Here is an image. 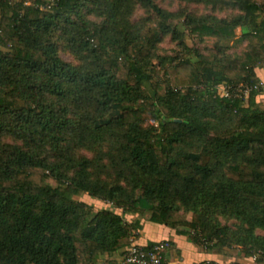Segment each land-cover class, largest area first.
I'll return each instance as SVG.
<instances>
[{
	"label": "trees",
	"instance_id": "16d2710c",
	"mask_svg": "<svg viewBox=\"0 0 264 264\" xmlns=\"http://www.w3.org/2000/svg\"><path fill=\"white\" fill-rule=\"evenodd\" d=\"M155 1L0 0V264H126L141 205L206 252L264 263V104L244 93L261 82L264 1L181 0L229 17ZM58 27L76 64L50 41ZM165 37L175 56L157 54Z\"/></svg>",
	"mask_w": 264,
	"mask_h": 264
},
{
	"label": "rangeland",
	"instance_id": "374dc122",
	"mask_svg": "<svg viewBox=\"0 0 264 264\" xmlns=\"http://www.w3.org/2000/svg\"><path fill=\"white\" fill-rule=\"evenodd\" d=\"M256 1H264V0H256ZM157 3L158 6L167 9L169 11H182L183 13H190L192 15H214L216 17H229L231 15H234V12H231V10H216V9H212L210 6H206L203 4H190V3H186L184 1L181 0H156L155 1ZM88 8H84L82 13H84L83 17L87 18V19H95L93 15H91L89 12H87ZM148 15H150V12L146 11L145 9L141 8L138 4L135 6V10L133 12V20L135 21H142L143 19L147 18ZM99 19V18H98ZM184 31V30H183ZM236 32V36L234 39L225 42L227 44V53H229L232 56H236L238 54H240L242 51H244L245 49V45L246 42L242 41V40H237V37H240V31L239 29L235 30ZM184 33H186V31H184ZM61 30L58 27V29L54 30L53 33L51 34L50 37V41L52 43H54L57 48H58V53L60 55V57L71 64H76L77 61L74 58V56L68 51V49L66 48V44L63 40V37H61ZM185 41L189 46L195 47L197 49H199L201 52H204L205 54L207 53H213L215 50L214 47V42L215 40L212 38H204V39H199L197 36L195 35H191L186 33L185 34ZM179 51L176 42L170 40V37H165L162 42L160 44H158V49H157V54L160 55H165V56H175V54ZM153 62L155 63L156 61L153 60ZM262 64H264V60L262 61ZM162 75V73L160 74ZM148 89L149 93H152L151 91V86L147 85L146 86ZM221 92L225 91L223 87H221ZM262 104H264L263 102H261ZM145 125H155V123H153V121L151 119H149L148 121H146ZM84 155L90 157L91 153L90 152H86L84 151L83 153ZM51 186H56V182L52 179H49L47 181ZM77 199L79 200H83L88 202L89 204H91L93 206V209H101L105 206V203H103L100 200L97 199H92L89 196H87L86 194H82L81 196L77 197ZM150 206L145 205V206H140V208L142 209L144 215H143V219L148 217L150 214V210H155L156 207L155 206H151V209H149ZM187 218L190 219L191 218V214L189 213L187 215ZM222 221V223H224V219H220ZM256 233L258 235H263L264 236V231L263 230H256ZM227 254H225L224 258L225 260H230L229 263H232L231 261H233L234 258L239 257L240 255H237L238 253V249L237 248H233V249H227ZM257 264H264V263H257Z\"/></svg>",
	"mask_w": 264,
	"mask_h": 264
},
{
	"label": "crops",
	"instance_id": "0c3cea01",
	"mask_svg": "<svg viewBox=\"0 0 264 264\" xmlns=\"http://www.w3.org/2000/svg\"><path fill=\"white\" fill-rule=\"evenodd\" d=\"M255 74L261 82H264V64L255 68ZM257 101L264 103V95L259 96ZM141 226L142 228L138 231V237L134 239V244L144 246L149 241L158 242L162 240H168L171 243L170 248L166 252L164 264H197L204 261H213L216 264H230V260H225L224 254L204 251L201 247L189 241L187 236L178 234L175 229L146 219H141ZM233 261L239 264H253L250 258H244L243 256L234 258Z\"/></svg>",
	"mask_w": 264,
	"mask_h": 264
},
{
	"label": "built area",
	"instance_id": "2783aa9c",
	"mask_svg": "<svg viewBox=\"0 0 264 264\" xmlns=\"http://www.w3.org/2000/svg\"><path fill=\"white\" fill-rule=\"evenodd\" d=\"M251 89H260L264 95V82H260L253 87H247L245 94ZM225 93V92H224ZM166 240L156 242L149 250L132 243L123 253L122 259L126 264H162L163 252L168 248Z\"/></svg>",
	"mask_w": 264,
	"mask_h": 264
}]
</instances>
